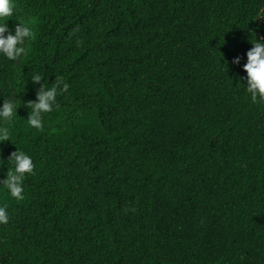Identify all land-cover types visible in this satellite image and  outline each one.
<instances>
[{"label": "trees", "instance_id": "1", "mask_svg": "<svg viewBox=\"0 0 264 264\" xmlns=\"http://www.w3.org/2000/svg\"><path fill=\"white\" fill-rule=\"evenodd\" d=\"M13 3L35 39L0 56V104L21 106L0 179L17 147L34 175L22 201L0 186V264H264V103L241 79L264 0ZM33 73L70 86L43 130Z\"/></svg>", "mask_w": 264, "mask_h": 264}, {"label": "clouds", "instance_id": "2", "mask_svg": "<svg viewBox=\"0 0 264 264\" xmlns=\"http://www.w3.org/2000/svg\"><path fill=\"white\" fill-rule=\"evenodd\" d=\"M13 12V0H0V56L15 62L22 54L27 55L25 42L34 40L35 35L29 25L23 22L15 23L10 28L9 18ZM260 19H264V6L255 9L251 20ZM249 31L251 33L250 43L253 46L246 52V62L243 64L246 76L241 79L246 93L250 95L251 102L253 104L264 103V39L257 38L254 30ZM240 61V56L232 59V63L236 65H239ZM30 79L34 85H39V87L36 89V98L29 99L23 104L28 109L27 125L36 130H43V115L59 107L57 96L67 92L70 86L62 76L55 77L50 85L41 83L43 76L40 73H33ZM20 107L13 96L4 99L0 104V142L11 141L15 144L11 137L10 125ZM7 162L11 167L7 168L5 178L0 179V186L6 193V198L22 201L25 198L26 176L34 175L33 159L17 147L10 154ZM9 218L8 204H0V225L8 224Z\"/></svg>", "mask_w": 264, "mask_h": 264}]
</instances>
